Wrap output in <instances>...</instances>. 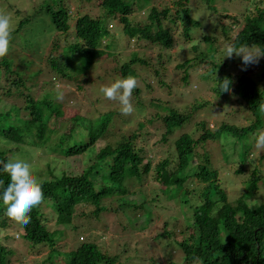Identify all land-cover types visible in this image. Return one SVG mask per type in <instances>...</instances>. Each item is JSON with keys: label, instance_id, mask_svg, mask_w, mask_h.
I'll return each mask as SVG.
<instances>
[{"label": "trees", "instance_id": "obj_1", "mask_svg": "<svg viewBox=\"0 0 264 264\" xmlns=\"http://www.w3.org/2000/svg\"><path fill=\"white\" fill-rule=\"evenodd\" d=\"M191 1L166 0L172 5H162L157 0H101L85 13H73L67 0H39L13 27L10 51L0 57V162L11 159L7 154L13 152L23 154L27 160L37 151L86 158L81 171L63 169L56 174L51 170V176H47L34 170L43 182V199L29 213L28 224L10 219L0 205V264H9V256L14 253L22 256V264H28L29 253L41 249L43 254L34 255L37 261L33 264H124L120 262L122 255L109 254L91 237L83 242L81 252L71 250V242L66 239L85 218L93 228L97 227L102 211L114 207L113 202L117 214L123 211L126 216L131 208L142 210L145 220L138 226L147 227L152 216L146 208L147 201H134L133 207L124 201L132 193L144 196L142 188L130 191V179L135 177L142 184L153 165L152 158L142 153L144 148L139 147L137 138L146 127L160 130L158 122L165 130L162 140H170L171 144L155 165L157 192L189 206L179 230L188 234L184 239L167 242L176 234L172 229L153 237L163 246H173L172 252L167 253V263L264 264V153L258 158L253 153L256 137L264 127V56L257 71L250 70L253 63L244 65L242 57L235 53L226 57L230 46L234 52L244 49L264 53V0H255L252 8L237 4L242 7L238 13L229 11L227 0H202L206 1V8L208 5L218 13L220 31L214 24L212 33L197 31L203 26L190 13ZM112 24L116 29L110 28ZM198 34L200 42L192 44L194 55L184 47L172 52L182 42L178 40L190 41ZM118 38L124 40L126 47L132 41L137 45L128 60H120L115 69L121 79H137L131 114L122 115L119 102L110 100L111 109L95 115L99 111L98 105L94 107L99 102L96 98L91 100L88 111L76 109L77 113L66 117L67 107L56 99L51 80V87L44 88L43 93L36 90L45 60L57 77L87 72L102 49L116 48ZM42 41L45 45L40 51ZM18 49L22 50L19 55ZM173 55L180 58L177 67L183 70L187 85L191 83V69L201 67L192 82L197 85V81L199 86L188 92L210 84L215 96L224 101L216 104L211 99L196 98L184 110L171 107L160 96L145 99L144 95L157 88H168L161 72L165 64L160 63ZM239 66L242 69L236 71ZM140 71L145 73L141 75ZM225 78L231 83L223 92L219 80ZM78 87L82 88V84L78 83ZM103 95L101 92L99 96ZM233 96L241 105L237 111H246L252 117L250 123L234 128L232 123L222 121V126L214 129L205 117L197 119L199 110L213 112L217 105L222 111ZM133 120H137V127L130 130L129 126L128 134L124 125ZM194 124L192 132L182 131L172 143L170 137L177 128ZM102 140L106 144L100 147ZM212 141L223 146L227 162L235 159L240 163L237 173H245L247 165L252 166L243 192L236 198H230L223 186L208 147ZM0 182V186H7V173H0ZM158 198L156 195L153 200ZM179 220L172 215L165 225ZM119 226L131 231L132 223L124 217L122 225L120 221L115 227L113 222L106 225L108 230ZM175 253L180 254L179 258L175 259ZM126 256L131 260L130 253Z\"/></svg>", "mask_w": 264, "mask_h": 264}, {"label": "rangeland", "instance_id": "obj_2", "mask_svg": "<svg viewBox=\"0 0 264 264\" xmlns=\"http://www.w3.org/2000/svg\"><path fill=\"white\" fill-rule=\"evenodd\" d=\"M101 0H67V4L70 7V10L73 13H76L78 11H81L82 13H85L86 11H89V9L97 5ZM158 2L162 3H170L172 5V2H165L166 0H157ZM217 0L216 2H218ZM255 0H227L226 5L229 9V11L238 13L239 10L242 9L239 5L249 6V8L253 7V2ZM206 2V1H205ZM205 2L202 0H192L190 3V8L192 9L193 15L201 20L203 28H197V31H206L209 33H212L214 31L213 26L216 24L218 27H214L217 31H220V25L218 23V13L214 8H210L208 5L206 8L205 5H203ZM39 3V0H4L0 2V13H7L12 17L13 21V27H16L18 25V22L22 19V16L25 15L28 11H31L36 4ZM12 4L11 7H9ZM199 4V7L198 5ZM206 4V3H205ZM239 4V5H237ZM170 5V6H171ZM203 7H201V6ZM175 12V10H174ZM173 14V13H172ZM111 29H116V26L114 24L110 25ZM201 39L200 34L198 36H195L193 40H178L180 43V47H184V49L189 53L194 55L195 52L193 51L192 44L194 42H198ZM43 44L40 47V51L44 50L45 42L42 41ZM200 42V41H199ZM116 48L114 50H105L99 52L95 58H94V64L91 66L89 71L87 72H81V73H73L72 75H69L67 77H57L54 73L51 72L48 60H45L43 62L44 66V72L40 74V78L38 81V84L36 86V90L39 91V93H43L44 88H50V80L54 84L53 87L56 88V99L57 94L59 93L61 98L57 99L62 104H64L67 107L66 110V117H69L71 115H74L76 112V109H80L83 111H88L91 107V100L99 98L94 104V107L97 105L99 106V111L96 112L95 115L101 114L105 110H109V107L111 109L112 103L110 106V99L107 97L99 96L101 94V89L105 86L110 85L111 83L115 82L118 79H121V73L119 71H116V66L120 64V60H128L129 53L133 49L137 48V45L134 41L131 42L127 47L124 45V40H116ZM50 48V46H48ZM175 47V46H174ZM172 48V52H175L177 47ZM49 48L46 49V54L49 53ZM103 48V47H102ZM159 49L157 48L156 51ZM22 50L18 49L17 53H19ZM255 51H258V49H255ZM152 58H154V54L151 53ZM261 60V57L258 59V62L253 63V67L250 70L259 69L261 63L259 62ZM180 61V58H175V55L171 59H167L166 57L161 60V64H165L164 67L161 69V72L166 77V80L168 81V88H157L158 90L154 91L152 94H146L143 97L147 100L151 99V95H155L156 97H161L164 102L169 101L170 106L174 108H181L186 109L190 103H194L196 98H203V99H211L213 102L218 104L219 101H224L223 99H220L219 97L215 96L214 92L210 89L208 86H203L202 88L198 89L195 92H188L191 88H196V86H199V83L196 81V84H192L194 81L193 79L197 77L199 70L201 69L200 66H197L195 69H191L190 76L191 83L187 85L186 81L183 80L184 72L181 69H178L177 62ZM140 69V68H138ZM242 69V66H239L236 71H239ZM145 72L140 71V74L143 75ZM139 74V73H138ZM45 80H49L48 82H45ZM263 84H264V77H263ZM78 83L82 84V88L78 87ZM141 85V84H138ZM213 86V85H211ZM190 88V89H189ZM231 102L224 104V109L220 111V108L216 105L215 111L213 112H207L206 110H199L196 112L197 119H202L205 117L207 121L209 122V126L213 127L214 129L221 127L222 125L219 124V122L226 121L227 123H232V127L237 128L238 126L246 125L250 123L251 116L248 112H238L237 109L241 106L240 103L237 100V96L230 97ZM224 103V102H223ZM97 108V107H96ZM77 113V112H76ZM219 124V125H218ZM113 126V125H111ZM130 130L137 127V120H133L131 123H127L124 125V130L129 134V128ZM158 126L160 130H156L155 127L151 126V128H144L142 129L143 132L141 136L137 138V144L139 147H143V154L146 156H149L152 158V168L151 171L148 173V175L145 176V181L141 184V182L133 177L130 180L132 181V185L130 186V191H137L138 189L142 188L144 191V196H141L136 193L130 194V198L134 199L131 200L130 198L126 199L124 203H131V207H133V202L140 203L143 200L147 201L146 208L152 211L151 220L148 223L145 231H140L138 227L139 222H143L145 219L142 216L143 211L142 210H131L127 213L125 216V213L123 211H120L116 215V211L114 208L105 210L104 213H106L108 216L105 217V222H108L110 220V216L115 215V220L113 221V227L117 225V221L121 222V225L124 221V217L126 221H130L132 223L131 231H128L126 227L120 226L116 229V234L113 232H109L111 234H114L116 237H120V240H117V243H114V245H117V247H112L106 249L105 246L104 249L110 251L111 253L120 254L121 259L120 262L124 264H147V260L153 257L157 253H162L163 250H159L161 242L157 239L154 240L156 245L153 244H143L142 242H139L140 236L143 235V239H146L147 241L149 239H152L157 235V233L165 232V224L166 220H168L172 215H176L179 217V221H175L170 223L169 227L176 232L173 237H170L167 242L173 243L176 239L182 240L185 236H187V233L179 232L180 229H182L183 218H185V213L189 210V206L181 205V203L175 200L168 199L160 192H157L158 190V180L156 179V169L155 165L165 156V149H166V143L162 140L165 130L161 129L162 124L161 122H158ZM117 127H119L117 125ZM150 127V125H149ZM113 128V127H111ZM195 129L194 125H185L177 128L175 132L171 135L170 139L172 140V143L174 140L179 136V134L182 131H189L192 132ZM138 131V130H137ZM264 131V127L260 129L259 133ZM139 132V131H138ZM258 133V134H259ZM258 136V135H257ZM257 140V137H256ZM256 140L254 142L253 146V153L254 157L258 158L260 155L264 153V146H257ZM106 144L105 140H102L98 143L100 147H103ZM169 144H171V141L169 140ZM208 146L211 150V154L213 155L214 162L218 165L220 170V175L223 178V186L229 191L230 198H236L240 196L243 192V189L245 187V181L249 176V172L252 169L251 165H247V168L245 170V173H237L236 170L238 169L240 163L237 161H234L235 159L230 160V162H227L224 159V156L222 154L223 146L220 145L218 141H212L209 143ZM10 158L15 156H21L24 157L23 154L17 153H9L7 154ZM25 158V157H24ZM86 157L84 155H77V156H63L55 153H49V152H43V151H37L33 153L29 158L28 161L34 165V170L39 171L44 175L51 176V170L53 172L60 173L63 169L69 170V171H81L84 167L83 159ZM262 170H264V160L262 162ZM261 193L264 197V183L261 187ZM156 195L159 197L156 200H153L156 198ZM259 201V198H257ZM183 200V199H182ZM185 201V200H183ZM114 206L117 205L115 202H113ZM128 207V208H131ZM123 214V216L121 215ZM139 215V216H137ZM146 216V214H144ZM105 224V223H103ZM119 225V224H118ZM92 225L88 221V219H83L82 222H80L77 226V230L81 233H87L91 230ZM104 228V227H103ZM99 242L101 235L99 237L95 234L91 236ZM111 238V241L113 240ZM175 238V239H174ZM87 237L85 238V240ZM11 240V238H10ZM165 250L169 253H171L173 246H164ZM76 251H82V248L79 246L76 248ZM131 254V260L127 258V254ZM16 254V253H14ZM12 256L11 263L10 264H19V260L22 258L20 255H14ZM43 254V249H41L38 252L35 253H29V257L31 261L28 262V264H33L34 261H37L36 258H33L34 255L36 257H39ZM180 254H175V259L179 258ZM173 258V256H172ZM164 264H167V260L165 258Z\"/></svg>", "mask_w": 264, "mask_h": 264}, {"label": "clouds", "instance_id": "obj_3", "mask_svg": "<svg viewBox=\"0 0 264 264\" xmlns=\"http://www.w3.org/2000/svg\"><path fill=\"white\" fill-rule=\"evenodd\" d=\"M191 9V8H190ZM192 9H191V12ZM12 32H13V21L12 17L7 13H0V57H4L8 55L11 46L12 40ZM180 44L175 45L177 47L176 51L181 48ZM174 47V48H175ZM235 53L237 56L242 57V63L244 65H249L252 63L258 62V59L264 56V53L257 54L252 50H244L241 49L239 51H233V48L230 46L226 49V57H231ZM176 58V56H175ZM222 82L223 92L227 91L230 87L231 81L227 78L223 80H219ZM137 87V79L134 76H128L123 79H118L115 82L111 83L108 86H105L101 89L104 96L110 100H116L120 104V111L122 115L131 114L134 111V106L132 103V95L133 90ZM61 96L58 93L57 99H60ZM166 148L169 142H165ZM257 146H264V131L258 134L256 140ZM164 157V156H163ZM0 173H7L9 176V182L6 187L0 186V205H2L5 209L6 215L21 224H28L30 222L29 213L32 209L38 206L43 199V190H42V180H40L37 175L34 173V165L30 163L26 158L21 156H15L9 159L7 162H0ZM2 185V182H0ZM114 206V205H113ZM117 207V206H116ZM116 207H110L109 209L114 208L116 211ZM134 210L131 208L129 211ZM105 211V210H104ZM102 211V220L95 228H91V230L87 233H81L77 229H74L70 233H68V238L71 242V250H75L77 247H81L83 242L88 240L93 234L101 235L100 241L95 240V242L106 252L111 255H116L115 253H111L106 250L112 247H117L114 243H117V240H120V237L113 238L115 235L109 233L110 231L116 234V229L108 230L106 225L113 222L116 218L115 215L110 216V220L105 222V217L108 216L106 213ZM117 215V213H116ZM139 216V215H137ZM105 223V224H103ZM104 227V228H103ZM139 227V226H138ZM165 229H171L169 224L165 225ZM140 231H145L146 228H140ZM87 239L85 240V238ZM111 238L113 240L111 241ZM143 235L140 236L139 242L143 244H153L156 245L154 239H143ZM94 239V237L92 238ZM64 240V241H66ZM159 240V239H158ZM157 241V240H156ZM105 246L106 249H104ZM82 248V247H81ZM159 250H163L162 253H157L153 257L147 260V264L155 263V264H164L165 258L168 262V255L164 246L160 245ZM176 254V253H175ZM174 254V255H175ZM12 256H9V260L11 263ZM30 260H28L29 262ZM9 263V264H10ZM19 264H22L19 260ZM168 264V263H167Z\"/></svg>", "mask_w": 264, "mask_h": 264}]
</instances>
